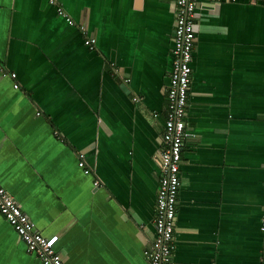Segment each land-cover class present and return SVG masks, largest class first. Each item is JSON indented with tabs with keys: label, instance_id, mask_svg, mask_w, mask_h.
<instances>
[{
	"label": "crops",
	"instance_id": "crops-1",
	"mask_svg": "<svg viewBox=\"0 0 264 264\" xmlns=\"http://www.w3.org/2000/svg\"><path fill=\"white\" fill-rule=\"evenodd\" d=\"M176 11L0 0V185L64 264H148ZM195 11L172 261L264 264V0ZM0 264H40L1 215Z\"/></svg>",
	"mask_w": 264,
	"mask_h": 264
},
{
	"label": "built area",
	"instance_id": "built-area-1",
	"mask_svg": "<svg viewBox=\"0 0 264 264\" xmlns=\"http://www.w3.org/2000/svg\"><path fill=\"white\" fill-rule=\"evenodd\" d=\"M53 3V0H49ZM196 0H177V11L171 48L172 70L166 90V115L163 121L162 147L159 152V185L154 204L155 216L153 227L155 236L149 246L144 248L143 256L148 264H173L172 241L175 223L176 200L180 187L179 164L184 148L185 114L187 95L191 81L192 50L195 37ZM57 12L70 25L74 22L60 6ZM83 30V29H81ZM84 44L94 47L95 39L83 30ZM11 78L15 77L10 73ZM13 87L18 89V85ZM78 165L85 173L91 169L84 162L83 153L78 154ZM99 180L94 186H99ZM261 196L264 203V180L261 185ZM0 215L13 228L18 238L25 244L29 253L35 254L40 264H64L55 250L57 236H44L35 230L34 224L21 210L12 196L0 185ZM259 229L264 233V212L260 215Z\"/></svg>",
	"mask_w": 264,
	"mask_h": 264
}]
</instances>
